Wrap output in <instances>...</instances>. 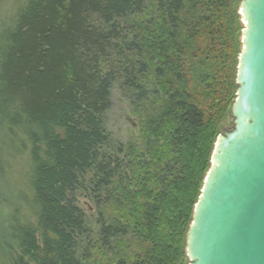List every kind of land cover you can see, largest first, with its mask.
<instances>
[{
    "label": "trees",
    "instance_id": "trees-1",
    "mask_svg": "<svg viewBox=\"0 0 264 264\" xmlns=\"http://www.w3.org/2000/svg\"><path fill=\"white\" fill-rule=\"evenodd\" d=\"M236 0H22L0 32L5 264H184L185 234L235 97ZM149 114L103 126L110 91ZM91 194L100 245L78 239ZM82 248V249H81ZM80 249V252L78 250Z\"/></svg>",
    "mask_w": 264,
    "mask_h": 264
},
{
    "label": "water",
    "instance_id": "water-1",
    "mask_svg": "<svg viewBox=\"0 0 264 264\" xmlns=\"http://www.w3.org/2000/svg\"><path fill=\"white\" fill-rule=\"evenodd\" d=\"M232 129L218 133L185 234L186 264H264V0H240Z\"/></svg>",
    "mask_w": 264,
    "mask_h": 264
},
{
    "label": "rangeland",
    "instance_id": "rangeland-1",
    "mask_svg": "<svg viewBox=\"0 0 264 264\" xmlns=\"http://www.w3.org/2000/svg\"><path fill=\"white\" fill-rule=\"evenodd\" d=\"M22 0H0V32L4 24L9 21L10 15L15 12V9L20 5ZM240 0H236V5ZM2 27V28H1ZM149 110L145 105L137 106L125 99L120 92L118 84H114L110 91V106L103 114L102 121L106 133L109 135L114 143H121L125 145L128 141L139 142V131L141 124ZM233 127V120L228 113L227 118L220 126V133L228 131ZM0 195H2L0 193ZM75 202L85 215L86 233L78 239L81 241L82 250L89 253L90 263L101 262L105 256H111L105 247L100 245L99 227L96 224V208L94 202L91 200V194L77 190L74 193ZM8 202L0 200V238L6 236L8 227L6 222L7 213L9 211ZM80 252V249L78 250ZM1 255V254H0ZM187 259L185 258L184 264ZM0 264H5V259L0 256Z\"/></svg>",
    "mask_w": 264,
    "mask_h": 264
},
{
    "label": "bare ground",
    "instance_id": "bare-ground-1",
    "mask_svg": "<svg viewBox=\"0 0 264 264\" xmlns=\"http://www.w3.org/2000/svg\"><path fill=\"white\" fill-rule=\"evenodd\" d=\"M186 257V256H185Z\"/></svg>",
    "mask_w": 264,
    "mask_h": 264
}]
</instances>
